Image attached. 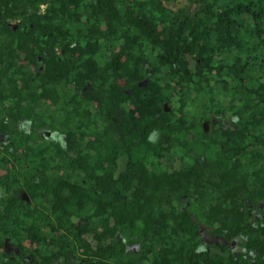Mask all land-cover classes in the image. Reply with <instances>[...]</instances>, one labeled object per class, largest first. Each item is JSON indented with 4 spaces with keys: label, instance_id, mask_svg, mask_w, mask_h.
<instances>
[{
    "label": "trees",
    "instance_id": "trees-1",
    "mask_svg": "<svg viewBox=\"0 0 264 264\" xmlns=\"http://www.w3.org/2000/svg\"><path fill=\"white\" fill-rule=\"evenodd\" d=\"M178 1L0 0V264H264V0Z\"/></svg>",
    "mask_w": 264,
    "mask_h": 264
},
{
    "label": "flooded vegetation",
    "instance_id": "flooded-vegetation-1",
    "mask_svg": "<svg viewBox=\"0 0 264 264\" xmlns=\"http://www.w3.org/2000/svg\"><path fill=\"white\" fill-rule=\"evenodd\" d=\"M50 1V0H49ZM47 7V4H39L38 5V10L36 8H31V9H28V11L32 12V11H35L37 13H42V11L44 9H46ZM19 8H20V13H22V6L19 5ZM9 25L12 27V29L14 31H17L19 28L23 27V30L22 31H18L17 34L18 35H22V36H30V35H37V34H41L42 36L46 35L45 33H29L26 31V28L23 26L24 23H23V20L21 18H18V19H14L12 20ZM33 44V43H32ZM210 123L213 124V123H217V120H214L212 117H211V120H210ZM224 124V123H223ZM225 125V124H224ZM209 129V126H207L206 130ZM40 132L43 134V136H45L46 138H50L51 136L53 138H57L59 135L56 133V132H51L50 130H44V129H41ZM63 137V136H62ZM64 139V145L67 144V141H66V138L63 137ZM3 141V145L1 146V148L5 147V146H8V142L5 141L4 137H2L1 139ZM11 151V150H10ZM19 196L28 201V199L25 198V193L24 192H21L19 194ZM204 239L208 242H210V237L207 235L206 237H204ZM233 247H236L235 246V243H233ZM132 249H137V245L135 246H132L131 247ZM4 249H5V252L6 253H11L12 251H14L17 255L20 254L18 248H13L10 244H5L4 245ZM234 249V248H233Z\"/></svg>",
    "mask_w": 264,
    "mask_h": 264
},
{
    "label": "rangeland",
    "instance_id": "rangeland-1",
    "mask_svg": "<svg viewBox=\"0 0 264 264\" xmlns=\"http://www.w3.org/2000/svg\"><path fill=\"white\" fill-rule=\"evenodd\" d=\"M180 2H185V0H179ZM179 1H178V3H179ZM175 6L174 7H176L178 4H174Z\"/></svg>",
    "mask_w": 264,
    "mask_h": 264
},
{
    "label": "water",
    "instance_id": "water-1",
    "mask_svg": "<svg viewBox=\"0 0 264 264\" xmlns=\"http://www.w3.org/2000/svg\"><path fill=\"white\" fill-rule=\"evenodd\" d=\"M205 125V124H204ZM25 198L28 199L27 195L25 194Z\"/></svg>",
    "mask_w": 264,
    "mask_h": 264
}]
</instances>
